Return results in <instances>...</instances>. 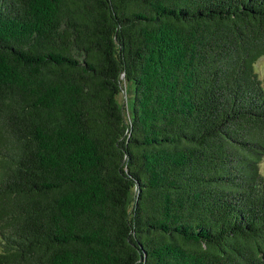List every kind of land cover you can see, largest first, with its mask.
Masks as SVG:
<instances>
[{
    "label": "trees",
    "instance_id": "obj_1",
    "mask_svg": "<svg viewBox=\"0 0 264 264\" xmlns=\"http://www.w3.org/2000/svg\"><path fill=\"white\" fill-rule=\"evenodd\" d=\"M263 55L264 0H0V264H264Z\"/></svg>",
    "mask_w": 264,
    "mask_h": 264
},
{
    "label": "rangeland",
    "instance_id": "obj_2",
    "mask_svg": "<svg viewBox=\"0 0 264 264\" xmlns=\"http://www.w3.org/2000/svg\"><path fill=\"white\" fill-rule=\"evenodd\" d=\"M253 66L264 87V55L257 58ZM122 83V90L119 92L116 99L120 105L125 106V111L128 112L133 99L134 85L132 82L125 80ZM259 172L264 175V154L259 161Z\"/></svg>",
    "mask_w": 264,
    "mask_h": 264
}]
</instances>
